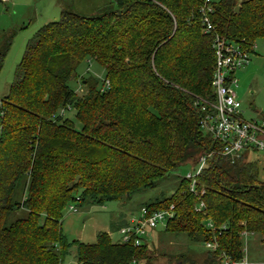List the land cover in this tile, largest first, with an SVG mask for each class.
Masks as SVG:
<instances>
[{
	"label": "trees",
	"instance_id": "16d2710c",
	"mask_svg": "<svg viewBox=\"0 0 264 264\" xmlns=\"http://www.w3.org/2000/svg\"><path fill=\"white\" fill-rule=\"evenodd\" d=\"M204 1L100 0L95 15L68 2L58 20L28 39L0 98V264H62L72 248L75 264H237L243 231L260 234L264 243L258 165L248 153L221 155L200 128L196 104L214 100L213 33L253 52L264 37V0H211L213 33L202 32ZM12 37L0 36V70ZM84 60L101 65L104 79L99 86L92 76L81 77L78 94L68 82L78 80ZM68 106L79 129L60 113ZM202 156L195 191L177 176L171 192L140 206H173L165 227L156 228L157 242L163 233L214 242L200 259L192 251L160 254L151 247L154 236L135 245L134 236L113 241L104 231L93 243L63 234L66 208L154 189Z\"/></svg>",
	"mask_w": 264,
	"mask_h": 264
},
{
	"label": "rangeland",
	"instance_id": "374dc122",
	"mask_svg": "<svg viewBox=\"0 0 264 264\" xmlns=\"http://www.w3.org/2000/svg\"><path fill=\"white\" fill-rule=\"evenodd\" d=\"M215 2L219 0H213ZM65 2V3H64ZM74 4L81 14H98L96 0H11L8 3L0 2V36L12 35V42L3 61L0 70V98L7 94L9 85L14 78L16 65L21 60L25 51L26 42L36 30L49 21L60 18L62 7L68 3ZM78 80L70 79L68 84L76 93H82L81 77L97 79L98 85H102L104 70L101 65L93 61H82L77 67ZM237 86L233 89L237 98L242 103L243 117L248 120H256L264 123V37L255 41V49L250 52L248 65L235 72ZM80 77V78H79ZM65 117L74 121V126L80 128V123L75 119L73 111L66 110ZM248 160L256 161L258 165V178L264 181V153L248 152ZM190 166L182 164L172 171V174L163 180L156 188L145 192L136 193L131 197L120 200L107 201L102 205L77 207L75 212L66 208L63 212L62 230L69 241L78 240L83 243L96 241L98 232H106L113 241H118L119 227L127 222L130 216L137 215L140 206L148 202L162 192L169 193L173 188L175 177H183ZM13 217H11L12 219ZM124 222V223H123ZM160 228V226L158 227ZM154 245L158 253L165 255H178V252L192 251L193 255L200 259L206 251V246L201 242H190L185 236L159 235L158 242ZM243 251L246 261L243 264H264V243L258 233L247 234L242 238ZM74 248L70 249L62 264H75ZM167 256H162L159 262L165 263Z\"/></svg>",
	"mask_w": 264,
	"mask_h": 264
},
{
	"label": "built area",
	"instance_id": "2783aa9c",
	"mask_svg": "<svg viewBox=\"0 0 264 264\" xmlns=\"http://www.w3.org/2000/svg\"><path fill=\"white\" fill-rule=\"evenodd\" d=\"M9 1L11 0H0L2 3ZM210 1L205 0L199 8L203 33H213V25L210 19V13L213 9L209 3ZM212 48L214 64L211 88L214 100L212 102L202 99L196 100V104L200 106L201 111L200 128L217 142L220 154L223 156L235 159L252 151L264 153V123H258L256 120H248L243 117L242 103L233 89L234 86H237L235 72L249 64L250 51L216 32L213 33ZM107 85L108 81H105L104 86L107 87ZM70 109L69 106L66 108V110ZM66 110L62 108L60 113L64 114ZM205 162L206 157H200L196 165L185 173L184 177L189 181L190 191H195V177ZM202 206L203 203L201 202L199 208ZM69 209L73 212L77 210L75 206H70ZM172 209V205L167 209L150 211L146 207H141L137 215L131 216L119 228L121 242H127L133 236L135 245L143 243L145 236H149L151 240L152 231L159 226L161 228L165 227L167 221L173 216ZM207 226L212 228V222L208 221ZM247 234L246 231L242 232V236ZM205 246L213 250L216 244L206 242ZM244 262L245 259L243 258L237 264H243ZM224 264H228V261H225Z\"/></svg>",
	"mask_w": 264,
	"mask_h": 264
},
{
	"label": "crops",
	"instance_id": "0c3cea01",
	"mask_svg": "<svg viewBox=\"0 0 264 264\" xmlns=\"http://www.w3.org/2000/svg\"><path fill=\"white\" fill-rule=\"evenodd\" d=\"M96 1H100V0H96ZM101 1H105V0H101ZM10 2V1H9ZM6 3H8V2H6ZM76 9V8H75ZM254 47H253V51H254V49H255V43H254V45H253ZM131 217V216H130ZM130 219V218H129ZM124 223V222H123ZM248 234H252V233H248ZM120 239H121V236L119 237V240L118 241H120ZM244 259H245V255H244V257H243ZM245 261H246V259H245Z\"/></svg>",
	"mask_w": 264,
	"mask_h": 264
},
{
	"label": "water",
	"instance_id": "95a60500",
	"mask_svg": "<svg viewBox=\"0 0 264 264\" xmlns=\"http://www.w3.org/2000/svg\"><path fill=\"white\" fill-rule=\"evenodd\" d=\"M238 8H239V6L235 7V9H234V10H235V11H237V10H238Z\"/></svg>",
	"mask_w": 264,
	"mask_h": 264
}]
</instances>
